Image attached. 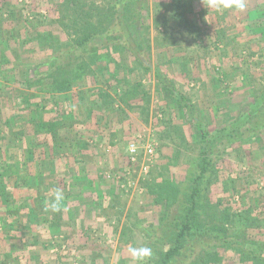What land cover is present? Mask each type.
<instances>
[{"label":"rangeland","instance_id":"1","mask_svg":"<svg viewBox=\"0 0 264 264\" xmlns=\"http://www.w3.org/2000/svg\"><path fill=\"white\" fill-rule=\"evenodd\" d=\"M4 1L8 8L0 9V159L10 164L28 159L25 149L7 144L9 129L23 126L32 139L34 120L58 117L57 140L66 153L79 149L83 163L59 155L63 157L45 160L52 162L45 168L27 160L28 169L37 174L49 203L53 189L63 188L79 167L84 181L83 187L70 189L82 193L77 197L81 204L68 196L59 203L61 211L52 214L58 225L50 227L48 220L38 229L23 218L29 179L20 174L21 185L13 189L9 209L0 207V242L21 239L22 230L41 240V252L27 251L26 264H133L129 248L142 245L152 248V260L159 257L171 243L199 173L203 153L192 116L215 133L264 87V0H242V9L221 12L198 1L188 15H180L182 8L172 0L130 1L125 27L133 45L142 50L141 62L126 51L119 32L65 54L89 25L103 30L113 25L109 0ZM155 67L188 100L190 113L156 81ZM64 77L72 82L71 90L59 94L60 99L47 94L51 84ZM114 89L118 96L112 95ZM80 90L82 109L76 99ZM105 92L114 101L110 110L103 103L90 104L95 98L105 100ZM35 99L49 113L34 107ZM132 139L139 145L155 143L147 173L141 169L142 151L129 165ZM206 148L211 160L196 209L201 223L207 229L222 226L238 243L264 241V127L231 138L216 135ZM87 178L93 179L92 187L85 185ZM7 213L14 217L4 219ZM190 238L182 263L179 257L173 264H263L209 232ZM6 247L2 244L0 257ZM260 249L264 254V246Z\"/></svg>","mask_w":264,"mask_h":264},{"label":"trees","instance_id":"2","mask_svg":"<svg viewBox=\"0 0 264 264\" xmlns=\"http://www.w3.org/2000/svg\"><path fill=\"white\" fill-rule=\"evenodd\" d=\"M5 2V4L0 5V9L3 8H8L7 1L2 0ZM132 0H109L110 8L113 10L112 16L114 17L113 25L110 28H104L103 29H98V27H95L92 24L89 25L88 29L84 30V32L81 34V36L77 38H73V44H69L68 50H66V53L72 52L74 48H79L84 46L86 43L91 41L92 39L96 37H102V36H113V33L119 32L124 43H125V49L128 53L132 54V56L137 59L138 61L141 62L140 60V54L142 53V50L139 49L138 47L133 45V42L130 40L132 34L128 30H126L125 24H126V15L128 12V6L129 2ZM176 2V6L178 8H182V11L180 12L182 15L183 14H191L193 13V7L197 6L198 1L203 2V0H172ZM70 3H74L73 0L69 1ZM204 2H207V0H204ZM207 6V3H204ZM48 10V9H47ZM206 9H204L205 11ZM90 22H88L89 24ZM116 37H119L117 34ZM47 66H53V64L47 65ZM38 72H39V67H41L38 64ZM146 68L149 69V66H146ZM54 74L56 73V70L52 71ZM52 72H48L47 75L51 76ZM154 75L156 78V81L161 85V87L168 89L171 91L173 95V99L175 102H177V105L180 107H185L186 110L190 113L191 110V105L189 104L188 100L178 91H176L171 84L170 79L167 77V75L159 68L155 67L154 69ZM57 76V75H55ZM60 76V75H59ZM52 77V76H51ZM63 77V76H60ZM57 79L56 83H52V88L47 91L52 92L54 94H57L56 97L57 99H60L62 96H59V94H64L67 93L71 90V83L69 78H61L60 82ZM83 91H78L77 94V100H79V107L82 109L83 108V103H84V98L82 96ZM54 94H51L55 97ZM62 94V95H63ZM86 96L89 97V93H84ZM103 99L100 102L98 98L94 101H90V104L92 103L97 105H103L106 104L107 108L106 110H110L112 107L113 98L110 93H104L103 94ZM112 95L118 96L119 94L116 92L114 89L112 92ZM91 96V95H90ZM59 97V98H58ZM44 98V97H43ZM26 102H32L30 99L25 98ZM48 101L47 99L43 101L46 102ZM103 103V104H102ZM31 104V103H30ZM35 106L34 107H39L40 110H43L46 113H49V111H45V105L40 103V100L37 101L35 99V102L33 103ZM54 105H57L56 103H53ZM29 105V104H27ZM31 107V110L32 108ZM105 107V106H104ZM104 107H101V110L104 109ZM110 107V108H109ZM30 108V107H29ZM31 110H27L31 113ZM51 112V110H50ZM55 115L61 116L63 113L54 111ZM192 115V114H191ZM38 117V116H37ZM42 120V119H40ZM50 120V119H49ZM46 120L44 122L39 121L36 122L34 120L35 127L33 129V138L30 139L29 136H27V133L25 130L23 131V126L17 127L16 130H11L9 129L7 132V144H13L15 147H20L26 150L27 155H28V161L29 160H36L38 163L41 164L44 168L46 167V164L49 165L52 162L45 163V160L50 161V158L53 157H63L59 155H64L65 157L72 156L74 162L76 163H83V158L82 157V152L79 149H73V151L69 153H66V151L63 150V143H60L59 140H57V134L55 132V124L59 122V118H55V120L49 121ZM193 122L198 126V132H199V138L202 146V155L200 157V163H199V173L194 179V186L192 187V190L190 194L188 195V199L186 201V206L181 213V217L179 218V221L176 222L175 228L173 231V235L171 237V243L168 244L167 248L164 249L161 252L159 257H155L152 260V257L149 258L147 264H173L174 261L179 258L181 255H183V249L185 246L189 244L188 241L191 240V236L198 235L201 236L207 232H209L212 236L217 237V239L225 245L226 243L229 244L230 246H233L236 248V251H239L241 254L244 256L254 259L256 262H260L264 264V254L261 253V247L264 246V241H258L253 244H244V243H238L234 239L229 238L225 233H224V228L222 226L220 227H213L211 229H207V227L201 223V220L198 216L197 212V205L198 203V196L200 192V185L202 181L205 179V175L207 173L209 164H210V158L207 152V143L210 141L211 138L216 137V135L220 136H226V137H235L237 135H245V133L251 128V127H264V87L260 88L256 94L252 97V99L247 103L246 107L241 111L233 120L230 122H227L224 124L221 128H218L215 130V133H211L207 131L206 126L202 123L200 119L195 118V116H192ZM40 122H42L40 124ZM8 125V123H7ZM34 135L38 136V143L35 142ZM36 139V140H37ZM48 139V141L46 140ZM29 140H30V145H29ZM46 141V142H45ZM23 142H25V145H23ZM57 142H59L57 144ZM51 143V144H50ZM4 145H6L4 143ZM61 152V153H60ZM78 155L80 158H78ZM27 160H23L20 164H15V163H5L4 160L0 159V207L4 209H9V200L13 201L14 197L12 195V191L14 188H17L21 184L19 183V178L20 174H23V176L27 175L29 181L27 182V190H28V197L25 198V205L24 208H22L25 212L23 214V218L27 219L28 222L33 223L35 225H38L42 221V225L44 226L47 221H48V226L50 227H56L59 222L58 219H56L52 214L50 210H46V205L49 204V201L47 202V196H45L42 192V185L38 183V176L37 174L30 173L28 170V163H26ZM52 160V159H51ZM129 165L132 166V163L130 161ZM83 172V168L79 167L78 171L71 172L70 177L68 179H65L66 181L71 180L72 182H69L68 185H66V181L64 182V187L59 188L58 190L62 191L63 193V200L62 201H68V196L73 198H76L77 202L79 204L80 200L78 197V194H82L80 191L73 192L74 190H71L72 185L78 186V187H83L81 182L84 181L83 175L81 174ZM75 173V174H73ZM73 174V175H72ZM75 175V176H74ZM123 175V174H122ZM122 177V178H121ZM120 181L124 182L123 176H121ZM66 178V176H65ZM26 180V179H25ZM61 183H63V180H60ZM93 179L92 178H87V181L85 185H90L91 187L93 186ZM125 183V182H124ZM69 187V190H68ZM81 189V188H80ZM56 190V189H55ZM53 189V192H55ZM72 198V201H74ZM53 199V194L51 197V201ZM74 206H78V204H73ZM2 210V209H1ZM0 210V211H1ZM254 211V209H252ZM257 213V210L255 211ZM19 213V212H18ZM2 214V212H1ZM20 216H22L20 214ZM17 217V216H16ZM13 224V223H12ZM11 225V224H10ZM18 225V228H20ZM190 238V239H189ZM189 239V240H188ZM192 241V240H191ZM190 241V242H191ZM194 246V245H193ZM192 246V247H193ZM22 254H19V252H14L12 253V259L11 260H6L3 256L2 264H9V261L11 264H14V259L17 257H20ZM180 263H182V257L179 258ZM21 264H26L25 261L20 260ZM6 262V263H4ZM179 263V262H178Z\"/></svg>","mask_w":264,"mask_h":264},{"label":"clouds","instance_id":"3","mask_svg":"<svg viewBox=\"0 0 264 264\" xmlns=\"http://www.w3.org/2000/svg\"><path fill=\"white\" fill-rule=\"evenodd\" d=\"M204 2V0H203ZM207 8H212L217 12H221L223 9L235 7L237 9H242L244 4L242 0H207ZM132 151H135L134 146L131 147ZM63 200V193L60 190H56L53 193L52 201L46 205V210H50L53 213L61 211L59 206L60 201ZM129 253L133 264H147L149 258L152 257V248L147 245H142L140 247H130Z\"/></svg>","mask_w":264,"mask_h":264},{"label":"crops","instance_id":"4","mask_svg":"<svg viewBox=\"0 0 264 264\" xmlns=\"http://www.w3.org/2000/svg\"><path fill=\"white\" fill-rule=\"evenodd\" d=\"M39 161V160H38ZM29 170V169H28ZM30 172V171H29ZM31 173V172H30ZM33 174H35V173H33ZM73 174H75V173H73ZM72 174V175H73ZM75 176V175H74ZM17 214H15V216H16ZM3 217H4V219H6V217L7 218H13L14 217V215H10V214H8L7 213V215H5V214H3ZM43 223L42 222H40V223H38V225H34V226H32V228L33 227H38V229H40V228H42V225ZM21 228V227H20ZM29 234V232L28 231H21L20 232V238L21 239H14V240H16V241H14V240H12V241H10L9 243L6 241V240H2V242H0V249H1V247H2V244H3V246H4V243L7 245V247L4 249V252H7V253H5L4 254V258H6V260H11L12 259V253H14V252H19V254H22L20 257H16L14 260V264H21V261L20 260H23V261H26L27 259H26V257H27V255H26V253H27V251H28V254H33V253H38V252H41L40 250H38V248H41L40 247V245H41V243H40V241L41 240H37V241H35L34 239H33V237H31L30 236V234ZM19 236V235H18ZM17 236V237H18ZM26 236H28V237H26ZM42 242V241H41ZM31 245V246H30ZM8 248V249H7ZM6 249H7V251H6ZM33 251H36V252H33ZM3 252V253H4ZM8 254V255H7ZM1 256V255H0ZM0 260H3V256L2 257H0ZM16 261H17V263H16Z\"/></svg>","mask_w":264,"mask_h":264},{"label":"built area","instance_id":"5","mask_svg":"<svg viewBox=\"0 0 264 264\" xmlns=\"http://www.w3.org/2000/svg\"><path fill=\"white\" fill-rule=\"evenodd\" d=\"M139 142L137 140H130L128 142V156H129V160L132 164H135L137 161V157L140 154V151L143 152V156L145 158V161L141 164V169L147 173L149 167H150V163L152 162V157L154 154V146L155 143L152 140H148L146 142H144L143 144L139 145ZM134 146L135 151L131 150V147ZM141 149V150H140Z\"/></svg>","mask_w":264,"mask_h":264}]
</instances>
